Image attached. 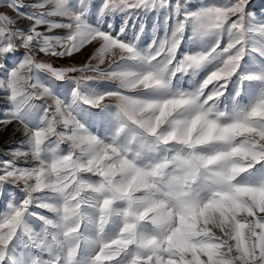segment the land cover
Segmentation results:
<instances>
[{
    "label": "snow or ice",
    "instance_id": "obj_1",
    "mask_svg": "<svg viewBox=\"0 0 264 264\" xmlns=\"http://www.w3.org/2000/svg\"><path fill=\"white\" fill-rule=\"evenodd\" d=\"M2 7L0 264H264V0Z\"/></svg>",
    "mask_w": 264,
    "mask_h": 264
},
{
    "label": "rangeland",
    "instance_id": "obj_2",
    "mask_svg": "<svg viewBox=\"0 0 264 264\" xmlns=\"http://www.w3.org/2000/svg\"><path fill=\"white\" fill-rule=\"evenodd\" d=\"M261 2V0H253V3L255 5H259ZM0 12H8V9L6 7H2L0 8ZM26 21H21L20 25L18 26H23L24 24H26ZM147 23L149 25V30H151V27L154 23V20L152 17H149L147 20ZM21 52L23 51V49L20 50ZM17 56L19 55V53L16 54ZM87 55V52L85 53L84 56ZM84 56L78 58L77 60L74 59L72 61V63H79L80 61H82L84 59ZM66 61H57V63H65ZM0 102H3V97H0ZM13 129L10 126L7 130H3L2 128H0V157L3 156H8V158H11L10 156V149L15 146L17 144V142L21 139L20 134L16 133L15 135L12 134ZM19 164H23V161H18ZM14 191V189L9 188L8 189V194H11Z\"/></svg>",
    "mask_w": 264,
    "mask_h": 264
},
{
    "label": "bare ground",
    "instance_id": "obj_3",
    "mask_svg": "<svg viewBox=\"0 0 264 264\" xmlns=\"http://www.w3.org/2000/svg\"><path fill=\"white\" fill-rule=\"evenodd\" d=\"M86 53V52H85ZM85 53H84V55H85ZM80 57H82V56H77V57H75V59L77 60L78 58H80Z\"/></svg>",
    "mask_w": 264,
    "mask_h": 264
}]
</instances>
